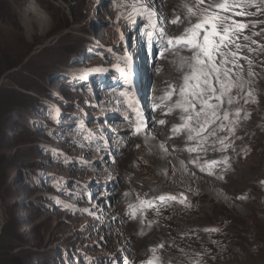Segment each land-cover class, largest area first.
I'll return each instance as SVG.
<instances>
[{"label":"rangeland","instance_id":"rangeland-1","mask_svg":"<svg viewBox=\"0 0 264 264\" xmlns=\"http://www.w3.org/2000/svg\"><path fill=\"white\" fill-rule=\"evenodd\" d=\"M27 1L0 0V264H264V4L236 17L249 24L239 43L252 61H240L244 91L225 106L242 109L239 121L189 140L173 131L184 123L174 110L161 152L146 137L152 87L189 53L165 52L157 33L189 26L183 0H152L164 17L156 29L129 21L130 0H33L50 30L30 37ZM122 58L139 117L120 95ZM177 73L168 85L181 83Z\"/></svg>","mask_w":264,"mask_h":264},{"label":"snow or ice","instance_id":"snow-or-ice-1","mask_svg":"<svg viewBox=\"0 0 264 264\" xmlns=\"http://www.w3.org/2000/svg\"><path fill=\"white\" fill-rule=\"evenodd\" d=\"M260 3L264 4V0H260ZM125 6L131 8L127 17L130 22L135 23L136 18L140 17L147 19L153 29H156L160 24L161 14L154 7H150L146 0H130V3ZM183 7L187 13L185 19L188 20L189 25L183 33L173 37L165 31L163 26L159 27L157 33L159 41L165 42V52L174 47L178 51L186 49L189 53V55L181 56L177 64L176 70L181 76L179 87L170 84V91L160 99L163 101L165 98L171 100L173 96L176 97L172 106L165 113V115L171 114L173 110H179L182 113L180 119L184 123L179 128H174V132L185 130L189 140L195 137L207 140L208 137L217 135V128L225 129V125L217 123L218 121H228L233 115L237 122L239 121L242 109L231 113L225 106L237 102L239 93L244 91L243 65L240 61L248 60L250 65L252 61L241 54L242 47H246V45L242 46L239 43L241 37L246 41L250 40L249 36L243 35L249 24L243 20H237L236 17L256 15L260 8L256 5L255 0H191V2L183 0ZM251 7H256V12L248 11ZM192 17H196L194 23ZM180 21L181 16L177 15L174 19L166 20V23L178 24ZM253 26H255V22H253ZM146 35L151 39L153 32L148 31ZM255 35H259V33H255ZM251 43L257 42L252 40ZM249 51L252 49L249 48ZM122 59L125 63V68L122 71L125 72L128 89L122 91L120 95L126 98L128 108L139 117L141 113L135 103L133 91L134 72L128 67L127 58ZM237 69L240 70L239 73ZM249 75H254V73L250 72ZM246 95L250 97L252 92L249 91ZM247 102L248 100L245 99V103ZM161 106V104H155L153 108ZM158 123L163 125L166 121L160 120ZM213 125L216 127L214 128ZM144 126H146V121L141 118L136 122V134H139ZM228 130L234 131V128ZM204 133H207V136H204ZM84 140L90 142L92 137L86 135ZM220 143L223 144L224 141L220 140ZM158 147L165 152L168 150L163 144ZM212 163L218 162L213 161ZM224 163H227L226 159ZM167 199L175 200L176 197H159L161 202ZM149 206L154 205L149 202ZM159 247L163 248V245L161 244ZM152 251L155 252L156 249H152ZM148 264H161V262L159 257L154 256L148 261Z\"/></svg>","mask_w":264,"mask_h":264},{"label":"bare ground","instance_id":"bare-ground-1","mask_svg":"<svg viewBox=\"0 0 264 264\" xmlns=\"http://www.w3.org/2000/svg\"><path fill=\"white\" fill-rule=\"evenodd\" d=\"M155 2L156 1L153 2L152 0H147V3L152 5V7H154L157 10V12L161 14L162 11L159 8V3H155ZM19 14H20L21 23H22L23 27L25 28V31L29 37L32 36L35 32H39L41 35L44 36L50 30V19H49V17L43 11L41 6L38 5L35 1H33V0L27 1V3L20 9ZM163 18H164L163 16H160V20H163ZM174 28H175V26L174 27L171 26L170 29L167 27L166 30L172 31ZM162 58L163 57H160L157 60L156 64L154 63L155 67H156V71L162 72L161 65L159 64V62L162 61ZM173 66L175 67V65H173ZM175 75H179V74L177 73L176 69H173L170 71L169 75L161 76V77H163V79L157 80L155 82L156 84L152 87V92H151V96H150V100H151L150 103L151 104L149 105V106H151V108L150 109L148 108L149 110H147V112H151V114H153L152 116H154V118H155V119H153L155 125L147 126L146 137H147L148 141L153 143V146L158 148V149H159V147H158L159 145L164 144V140H163V135L165 132L164 126L169 124V120L167 119V117L174 116V110L171 112V114L165 115V113L168 111V108H169L168 104L167 105L161 104L162 106L160 107V109H157V108L154 109L153 105L159 104V102H161L160 96L161 95L165 96V94L170 91V87H169L170 84L168 85L166 83L167 80H165V79L172 78V77L175 78ZM174 78H172V80ZM176 85H177V87H179L180 83H178ZM174 99H176V98H174ZM171 103L173 104V102H171ZM181 115H182V113H181ZM160 120H165L166 123L161 125L158 123V121H160ZM160 151L165 152L161 148H160ZM173 245L175 248L177 247L176 244H173ZM183 253H184V251H183Z\"/></svg>","mask_w":264,"mask_h":264}]
</instances>
